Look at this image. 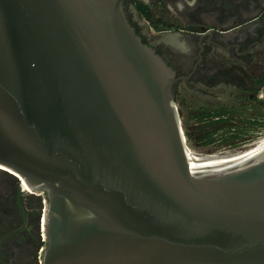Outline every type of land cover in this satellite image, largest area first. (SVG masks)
<instances>
[{"label": "water", "instance_id": "1", "mask_svg": "<svg viewBox=\"0 0 264 264\" xmlns=\"http://www.w3.org/2000/svg\"><path fill=\"white\" fill-rule=\"evenodd\" d=\"M177 81L124 0H0V167L49 192L43 264H264V140L190 157Z\"/></svg>", "mask_w": 264, "mask_h": 264}, {"label": "flooded vegetation", "instance_id": "2", "mask_svg": "<svg viewBox=\"0 0 264 264\" xmlns=\"http://www.w3.org/2000/svg\"><path fill=\"white\" fill-rule=\"evenodd\" d=\"M124 6L142 42L175 72L176 103L198 142L213 152L219 133L236 126L230 147L242 146L232 150L254 143L264 104V0H124ZM48 205L47 190L0 167V264H43Z\"/></svg>", "mask_w": 264, "mask_h": 264}, {"label": "rangeland", "instance_id": "3", "mask_svg": "<svg viewBox=\"0 0 264 264\" xmlns=\"http://www.w3.org/2000/svg\"><path fill=\"white\" fill-rule=\"evenodd\" d=\"M262 97H263L262 99H264V94H262ZM186 119L188 120L189 116H186ZM184 130H185V135H186L188 146L192 150L198 153H201V154H214L218 152H224L226 150H232L234 148H238V146H242V145H238L237 147H234L235 145H233V147H230V145L233 144L232 138L235 136L236 133H239V128L236 126H234L233 128H227L224 131H221L219 133L220 142H218L216 145L218 147L217 150L213 152H210L208 150L210 147L204 144H200V142H198V139H197L198 135L195 134V130L191 126L184 125ZM259 132H260V135L255 139V141L264 136V104L261 106V125H260ZM251 143L253 142H248L246 143V145H249Z\"/></svg>", "mask_w": 264, "mask_h": 264}, {"label": "bare ground", "instance_id": "4", "mask_svg": "<svg viewBox=\"0 0 264 264\" xmlns=\"http://www.w3.org/2000/svg\"><path fill=\"white\" fill-rule=\"evenodd\" d=\"M263 140H264V136L261 137L260 139L256 140L254 143H257V142H260V141H263ZM254 143H252V144H254ZM249 145H251V144H249ZM246 146H248V145H246ZM189 151H190V157L191 156H212V155H216V154H219V153H223V152H218V153H214V154H201V153H198V152L192 150L190 147H189ZM227 151H230V150H227ZM224 152H226V151H224Z\"/></svg>", "mask_w": 264, "mask_h": 264}, {"label": "trees", "instance_id": "5", "mask_svg": "<svg viewBox=\"0 0 264 264\" xmlns=\"http://www.w3.org/2000/svg\"><path fill=\"white\" fill-rule=\"evenodd\" d=\"M137 9L142 15H146V12H145L146 10H145V8H144V6L142 4H139ZM262 87H264V78L262 79Z\"/></svg>", "mask_w": 264, "mask_h": 264}, {"label": "clouds", "instance_id": "6", "mask_svg": "<svg viewBox=\"0 0 264 264\" xmlns=\"http://www.w3.org/2000/svg\"><path fill=\"white\" fill-rule=\"evenodd\" d=\"M180 47H181V50L184 52L189 51V49L187 48V46L185 44H181Z\"/></svg>", "mask_w": 264, "mask_h": 264}]
</instances>
